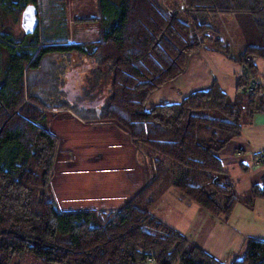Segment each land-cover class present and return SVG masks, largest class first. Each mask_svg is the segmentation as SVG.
<instances>
[{
	"label": "trees",
	"instance_id": "1",
	"mask_svg": "<svg viewBox=\"0 0 264 264\" xmlns=\"http://www.w3.org/2000/svg\"><path fill=\"white\" fill-rule=\"evenodd\" d=\"M40 1L2 0L1 5L6 12L16 8L21 16L31 4L40 21ZM96 4L95 16L73 20L98 27L93 42H71L61 35L66 20L59 5L50 11L60 30L61 38L55 41L41 40L37 29L19 42L0 34V48L6 53L0 70V264H20L22 257L37 264H225L156 218L151 208L169 187L224 219L237 204L250 208L264 199V174L252 186L250 199L242 202L216 155L241 134L247 117L264 111V78L250 63L251 57L264 62V0ZM232 14L245 43L236 56L217 21ZM200 48L243 66L234 94L228 96L213 81L180 103L146 108L148 96L176 80L189 55ZM55 54L92 60L90 89L106 86L98 112L91 108V118L76 117L116 125L146 149L148 183L116 211H64L52 194L58 140L48 129L45 113L69 111L71 106L44 107L30 94L26 72ZM258 159L264 169V157ZM229 264H264V241L248 239L242 256Z\"/></svg>",
	"mask_w": 264,
	"mask_h": 264
},
{
	"label": "crops",
	"instance_id": "2",
	"mask_svg": "<svg viewBox=\"0 0 264 264\" xmlns=\"http://www.w3.org/2000/svg\"><path fill=\"white\" fill-rule=\"evenodd\" d=\"M47 3V6H60L61 4L60 2ZM73 3L81 6L76 11L77 17L86 18L96 15V0H89V2L88 0H73ZM48 14H50V11H48ZM217 21L219 26L221 21L224 24L227 21L231 23V30H226V34L221 28L219 30L223 33L226 43H238L234 51L230 44V53L235 56L239 55L245 43L234 15H220ZM66 23L68 22L65 21L64 29L67 27ZM38 25L35 29L38 28ZM72 26L75 28V37L77 36L78 38L77 41H73L70 38V33H67L70 35L68 37L71 42H93L97 40L98 27L95 24L76 23ZM68 29L71 30V28ZM67 34L63 36L65 37ZM89 37L91 39H88ZM236 38L238 41H236ZM185 67L176 80L164 84L148 96L145 102L148 109L157 105L180 103V100L191 92L207 90L213 81L216 82L222 92L232 96L238 79L244 70L243 66L236 61H232L218 53H208L202 48L189 55ZM51 115H53L52 119L58 118V121H66L65 123H68L67 121L69 120L75 126H82L87 130L80 135L84 139L82 137L80 138L81 140L78 138L79 140L73 141L75 143L71 140L73 147L81 148L83 144L86 148L87 168L80 173H73L67 168H62L60 170L62 177L71 173L70 176L76 177L75 180L78 182L77 186L79 188L83 182H87L90 190L96 187L94 190L96 198L107 196V200L114 204L105 208L90 203L89 207H73L72 209H64L58 204L56 185L53 179L58 171L59 140L50 185L52 194L55 196L57 205L61 210L89 209L106 211V209L112 208V210L116 211L145 186L150 174L148 161L141 155V147L138 144L135 145L130 137L118 126L109 123L88 122L87 120L79 119L70 110H57L52 112ZM245 121L241 134L237 138L231 139L226 143L227 145L223 150L216 153L223 169L227 173V181L231 183L235 193L242 202L250 199L252 186L259 184L264 174V169L258 162V158L264 157V111H259L247 117ZM47 125L49 129L48 119ZM110 129L113 131V135L110 134ZM85 138L87 139L85 140ZM88 139L92 142L90 143ZM105 155H110L114 158L108 161L104 159ZM71 157H73V154L70 152L68 158L71 159ZM66 164L67 162L64 163L65 166ZM144 166H147L149 170L146 172V176ZM172 188H167L165 192ZM118 192L122 193V197L117 199ZM178 201L186 207L190 206L192 212L189 213V219L185 222L186 224L180 233L186 235L193 244L198 245L219 262L229 264L233 259L240 258L248 239L254 238L264 241V199L255 200L250 208L242 203L237 204L227 219L222 216L214 217L196 205L192 206L180 194Z\"/></svg>",
	"mask_w": 264,
	"mask_h": 264
},
{
	"label": "rangeland",
	"instance_id": "3",
	"mask_svg": "<svg viewBox=\"0 0 264 264\" xmlns=\"http://www.w3.org/2000/svg\"><path fill=\"white\" fill-rule=\"evenodd\" d=\"M11 1L12 3L16 2V0ZM47 2L61 3L60 7L62 6L64 10L61 15L65 17L66 21L68 22L66 23L67 27L63 29V31L61 30V35L70 33V38L73 41H77L78 37H75V28L72 25H74L73 20L78 16L76 11L77 9H80L81 6L74 4L73 0L40 1V21L37 28L40 39L52 42L58 38H61L59 37L60 30H58L57 24L52 21L50 14H48V11H51L52 6H47ZM1 3L2 0H0V34L7 35L14 41L19 42L22 36L26 35L20 26V16L17 15L16 8H14L13 11L6 12ZM230 25L231 23L229 21H227L225 24L221 21L220 28L222 31H224V34L227 33L226 30H231ZM68 28H71L72 32ZM70 35L67 34L65 37L69 39L68 36ZM88 39L91 38L89 37ZM236 41H238L237 38ZM236 44L238 43L233 42L231 44L233 51L236 49ZM5 62L6 53L0 48V70L4 68ZM250 63L257 67V75L260 77L263 76L264 78V62L257 57H251ZM94 68L95 65L92 60H87L84 57H80L75 54L48 55L42 59L41 65L38 69H33L26 72V85L28 86L30 94L37 97V99L41 101L42 104H44V107H57L61 104H67L71 106L70 112L76 116L82 118H91V115L89 114L90 110L88 111V109L92 108L93 110L95 109V111L98 110L102 106V101L106 95L105 85H98L94 89H90L91 83L89 84L87 82V78H89V76L92 77L91 72ZM90 81L93 82V78H91ZM87 91L90 93H85ZM52 112L56 111L46 110L45 114L46 118L49 120V129L56 136L57 140H60L59 156L57 158V162L59 163L57 168L58 171L55 178L53 179L54 184L56 185L58 204H60L64 209H72L73 207H89L90 203L98 207H111L114 204L107 200V196L97 198L95 197L96 193L94 190L96 187L90 190L87 182H83V184L80 182L82 186L79 188L77 186L78 182L75 180L76 177L73 175L70 176L71 173L70 175L68 174L65 177H62V173L60 171L62 168H67L73 173H80L85 168H87L86 148L83 146V144L81 148L73 147V143H75L73 141L76 139L79 140L82 137H80L81 133H85L87 130L82 126H75L69 120L67 121L68 123H65L66 121H58V118L52 119ZM109 131L110 134H112L113 131L111 129ZM82 139L84 138L82 137ZM86 139L87 138H85V140ZM71 140L73 142L72 144ZM89 142L91 143L92 141L89 140ZM145 151L146 149L144 147L140 148L141 155H143ZM70 152L73 154L71 159L68 158V154ZM112 158L114 157L110 155H105L104 157V159L108 161H110ZM66 162L67 164L65 166L64 163ZM144 170L146 176V172L149 171L147 166H144ZM147 180L146 183H148ZM118 193L119 194L116 196L117 199L122 197V193ZM178 198L179 193L174 188L169 189L164 193L161 192L151 208V213L160 221L168 224L170 227L180 233L186 224L185 222L189 219V213L192 212L190 206L186 207L183 204H180ZM189 202L192 206L196 205L198 207V205L194 204L192 201ZM109 210L114 211L112 208H109ZM109 210L106 209V211ZM20 264L37 263H35V261L32 259L29 260L27 257H22L20 259Z\"/></svg>",
	"mask_w": 264,
	"mask_h": 264
},
{
	"label": "water",
	"instance_id": "4",
	"mask_svg": "<svg viewBox=\"0 0 264 264\" xmlns=\"http://www.w3.org/2000/svg\"><path fill=\"white\" fill-rule=\"evenodd\" d=\"M36 8L33 5H27L20 16V26L26 35H32L38 25V18L36 17Z\"/></svg>",
	"mask_w": 264,
	"mask_h": 264
},
{
	"label": "built area",
	"instance_id": "5",
	"mask_svg": "<svg viewBox=\"0 0 264 264\" xmlns=\"http://www.w3.org/2000/svg\"><path fill=\"white\" fill-rule=\"evenodd\" d=\"M259 160H260V159H258V162H260Z\"/></svg>",
	"mask_w": 264,
	"mask_h": 264
}]
</instances>
